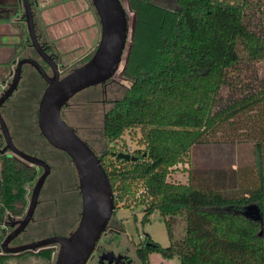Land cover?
I'll list each match as a JSON object with an SVG mask.
<instances>
[{
    "label": "trees",
    "instance_id": "16d2710c",
    "mask_svg": "<svg viewBox=\"0 0 264 264\" xmlns=\"http://www.w3.org/2000/svg\"><path fill=\"white\" fill-rule=\"evenodd\" d=\"M134 1L138 23L125 70L134 81L105 116L106 146L101 154L96 152L112 186L114 214L121 204H135L142 207L145 225L158 213L171 245H158L155 251L177 258L179 264H264L262 172L256 187L232 196L202 185L194 171L187 184L167 181L175 165L188 164L190 169L192 148L219 131L227 139L234 134L257 138L258 164L264 165V81L260 88L256 79L241 83L243 75L264 65V0H175L173 7ZM154 22L161 39L150 44L144 62H137L140 42ZM233 83L240 88L223 102L222 91ZM136 130L144 149L132 152L135 161L117 160L113 153L126 148L119 149L118 141L127 131L137 137ZM227 130L232 133L226 136ZM0 158L1 222L5 215L24 214L38 172L7 154ZM252 204L260 210L259 220L243 214ZM177 216L186 221L178 240L171 226ZM44 251L50 256L51 249Z\"/></svg>",
    "mask_w": 264,
    "mask_h": 264
},
{
    "label": "rangeland",
    "instance_id": "374dc122",
    "mask_svg": "<svg viewBox=\"0 0 264 264\" xmlns=\"http://www.w3.org/2000/svg\"><path fill=\"white\" fill-rule=\"evenodd\" d=\"M129 1L131 3V10H128V0H123V3L128 10L127 14L130 25H132L134 16L136 15V31L138 23V14L135 10L136 5L133 7L132 0ZM136 1H134V3ZM154 1L158 5L164 7L175 6V0ZM38 2L40 4V8L37 7L36 13L37 15L41 16L40 18L43 21L42 25H45L46 28H48L47 32L50 38H52L51 41L55 45V48L59 49L62 60L65 63H68V66H72L74 64L79 65L82 61H85L88 57H91L100 40L101 26L99 18L92 7L90 0H38ZM143 10L144 9H141V11ZM146 17L147 15H144L142 18ZM150 18L151 15L148 19ZM156 27L157 24L155 22L154 24H150L149 27H147L148 29L146 30V33L148 36L145 35L144 41L140 42V53L135 57L137 62H144L148 58V49L150 44L156 41L159 42V39H161L158 37L161 34V31L159 30V33H157ZM27 31L28 30L26 29V32ZM135 31L133 38H129L127 47L130 43H132L133 47ZM122 68L123 63L120 70H122ZM115 79L122 86L120 93L116 95V98L120 99L124 94V90L130 88L132 83L128 80L124 81L118 76H115ZM253 79H256V84H258V88H260L262 82L264 81L263 64H258L255 71H249L247 76L243 75L241 77L242 86ZM35 81V85L34 87H31L30 92V94L33 93L32 97L35 99V101L33 103L29 101L27 105V101L20 99L25 103L27 109H22L17 119L20 133L26 137L30 136L31 145L27 144V141H24L22 136L19 134H16L14 142L20 150L29 154H36L40 158L50 162V164L56 167V170L61 168L63 171L67 169L72 170L73 166L68 155L63 151L48 145L40 134L35 119L36 110H38V101L44 91V83L40 81L38 77L35 78ZM117 82L116 85L118 84ZM24 85L25 83L21 81L22 87L20 88V91H16L14 94L17 99L21 98V92L25 88ZM238 88H240V86H237L235 83L231 84L230 88L226 87L222 91L223 102L224 99H227L231 91ZM83 91L77 93L72 98L73 101L83 99L88 94H91V88H89V90L87 88ZM246 92H248L247 89L242 91L244 94H246ZM97 96L100 100H102L100 93ZM111 98L113 97L111 96ZM221 102L222 100L220 103ZM99 103L104 106L103 110H108L111 107V104L108 102H105L106 105L103 104V101H100ZM92 107L93 105L83 106V108H79V111L77 110V113L75 112V114H72L70 112L67 113V116L64 115V117L72 125L74 124L89 128V132L86 134L88 141L91 143L90 145L95 149V151L101 154L106 146V141L103 136L102 120H99L94 115L88 116L86 113H84L85 111L90 110ZM10 127L13 129V123ZM136 131L137 137L133 136L134 134L132 131H127L122 139L117 143L118 148L120 149V147L125 144L126 147L130 146L133 151L143 150L144 147L138 143V137L140 134L139 130ZM241 132L245 131L243 130ZM223 133V131H219L216 134H207L205 142L197 144L192 148L189 157L191 166L190 169H187L188 167L184 168L183 170L179 169V176L181 179L180 182L182 184H187L189 182L190 174L193 171L195 178H198L197 181L202 185H208L217 188L231 196L246 189L256 187L260 183V172H262L264 177V165L261 166L258 164L260 162V158L256 156V151L254 148L257 138H239L234 134L232 139H227L223 136ZM231 133V130H227L225 135L227 136ZM259 139L260 138H258V140ZM66 178L68 177L65 176V179ZM172 181L174 180L171 179V182ZM51 194L52 191H48L47 193L44 192L43 198H46ZM28 198H30V193ZM133 206L127 207L121 204L117 210V213L114 214L117 219L124 223L126 232L132 236L134 235V237L142 234H149L161 246L165 248L169 247L171 245V240L169 238L166 224L160 215L158 213L154 214L151 217V222L144 225L142 224V207H137L135 204H133ZM171 226L176 240L184 236L186 221L182 216H177L174 218L171 221ZM56 228L53 229L50 227V229L48 228V230H45L42 235L47 236ZM58 230L59 229L55 230L54 232ZM164 264H179V260L177 258L168 259L164 261Z\"/></svg>",
    "mask_w": 264,
    "mask_h": 264
},
{
    "label": "water",
    "instance_id": "95a60500",
    "mask_svg": "<svg viewBox=\"0 0 264 264\" xmlns=\"http://www.w3.org/2000/svg\"><path fill=\"white\" fill-rule=\"evenodd\" d=\"M21 1L24 4V17L32 46L43 52L36 33L31 2ZM91 2L101 25V38L91 58L62 78L59 77L56 63H52L54 74L50 76L37 60L22 58L16 64L12 81L0 95V130L5 142V146L0 148V154L13 156L25 161L27 165L44 168L43 174L32 190L24 218L14 220L12 227L15 229L5 236L0 244L3 253L18 254L53 247L56 249L53 264H86L116 210L112 186L100 158L61 116L62 109L77 93L105 83L116 73L122 76L129 59L132 43L128 47L127 43L129 38H133L136 27V15L132 25L129 23L127 11L132 9L130 1L128 0V10L122 0H91ZM122 63L123 68L120 70ZM25 64L34 66L48 83L38 105V127L48 143L65 152L74 164L82 195V213L77 228L68 236L53 235L19 246H10L11 241L20 236L33 220L42 187L51 171L50 165L45 160L20 150L14 144L9 127L1 113L3 103L20 83ZM113 155L117 160H137L133 154L125 152L113 153ZM243 214L254 220L261 218L260 210L255 204L249 205ZM12 219L13 216L8 214L4 222L5 226H8L7 223Z\"/></svg>",
    "mask_w": 264,
    "mask_h": 264
},
{
    "label": "flooded vegetation",
    "instance_id": "af4514ba",
    "mask_svg": "<svg viewBox=\"0 0 264 264\" xmlns=\"http://www.w3.org/2000/svg\"><path fill=\"white\" fill-rule=\"evenodd\" d=\"M18 2L19 4L22 5L24 11L23 1L18 0ZM30 2L34 14L38 41L41 45V48L43 49V52L38 51L35 47L32 46V42L30 40L29 33L27 31L26 43H25L26 49L24 54L20 56L18 61L22 58H33L41 64V66L50 76H53L54 74L52 63H56L57 71L60 78L72 72L75 68L86 63L91 57L90 58L88 57L89 59L82 61L79 65L74 64L72 66H68V63H65L62 60V57L60 55L61 53H59V49L55 48V45L51 41L52 38H50L47 32L48 28H46L45 25H42L43 21L40 18L41 16L37 15L36 13V9L40 5L38 0H30ZM126 67L127 65L123 70L122 76H119V74L116 73L111 79H109L105 83L89 87L91 88V94H88L83 99H78L77 101H73V99H71L69 103L61 111L62 118L75 130V132L77 133V135H79V137H81L84 141L88 143V145L94 151L95 149L90 145L91 143L88 141L86 135L87 132H89L88 131L89 128L84 126H77L74 124L72 125L71 123L68 122V120L64 117V115L67 116V113L70 112L72 114H75V112L77 113V110L79 111V108H83V106L93 105V107L90 110L85 111L84 113H86L88 116L94 115L99 120H102V124L104 127L105 116L107 115L109 110L114 106L116 101L119 99L116 98V95L120 93L122 87L121 84L117 82V80L115 79V76H118L124 81L128 80L133 84L132 79L127 78L125 76ZM36 77H38V79L44 83V91H45L48 83L46 82L44 77L35 69L34 66L30 64H25L23 66L22 77L17 89L3 103L1 107V113L9 127L13 141L16 138L15 137L16 134H19L20 136H22V139L24 141H27V144L29 145H31L30 143L31 138L30 136L26 137L20 133L19 126L17 124V119L19 114L21 113V110L26 108L25 103L20 99L27 101V105L29 101H31L32 103L34 102V98L32 97L33 93L30 94V92H31V87H34L35 85ZM21 81L25 83L24 85L25 88L21 92V98L17 99V97L14 94L16 91H20V88L22 87ZM116 82L118 83L117 85ZM6 88L4 90H6ZM99 93L100 96L102 97V100H100L97 96ZM111 96L113 98H111ZM100 101H103V104H105V102H108L109 104H111V107L108 110L107 109L103 110L104 106L99 103ZM37 115H38V110H36V119H35L36 122H37ZM12 123H13V129H11L10 127ZM4 146H5V142L3 138L0 148L2 149ZM31 155L37 156L36 154H31ZM20 162L28 167L34 168L38 172V176L33 186L29 188V193H30L29 203H30L32 190L38 178L43 174L44 168L35 165L33 166L27 165L25 161L24 162L20 161ZM46 162L50 165L51 171L49 175L46 177L44 185L42 187L39 196V201L35 209L34 218L28 224L24 232L20 234V237L30 235L33 232H38L42 234L45 230H48V228L50 229V227L53 229L57 227L55 230L57 229L59 230L56 232H54L55 231L54 230L51 233H49L47 236L45 235L41 238H46L53 235L68 236L77 228L80 222L81 213H82V195L79 188V179L75 166L72 163L73 166L72 170L67 169L68 171L67 170L63 171L62 168L56 170V167L50 164V162L48 161ZM65 176H67L68 178L65 179ZM48 191L49 192L52 191V194L50 196H47L46 198H43V193L44 192L47 193ZM27 209L25 210L24 214L18 218H16V216H13L11 214L13 216V219L7 223L9 228L8 234H10L15 229V227L14 228L12 227L14 220H20L24 218ZM8 234H6V236ZM12 242L13 240L11 241L10 246H12L13 244ZM158 245L160 244L157 243L152 238L151 235L142 234V235H138L137 237H134V235L132 236L131 234L126 232V227L124 223L121 220L117 219L116 216L113 214V217L109 221L105 231L102 233L100 239L96 243V246L93 252L91 253L90 257L88 258L86 264H164V261L168 260L169 258L165 257L163 253L159 251H155Z\"/></svg>",
    "mask_w": 264,
    "mask_h": 264
},
{
    "label": "crops",
    "instance_id": "0c3cea01",
    "mask_svg": "<svg viewBox=\"0 0 264 264\" xmlns=\"http://www.w3.org/2000/svg\"><path fill=\"white\" fill-rule=\"evenodd\" d=\"M26 29L27 26L24 19L23 7L19 4L18 0H0V94L11 81L16 63L25 52ZM2 140L3 138L0 130V146ZM1 181L2 162L0 158V183ZM6 216L7 215H5L0 222V234L3 233L0 244L9 232L8 226L4 224ZM16 218H18V216H16ZM41 237H43V235L38 232H33L27 236H18L13 240L12 246H19L32 242ZM47 249H51L50 256L44 251ZM27 252L30 253L6 254L3 253L0 248V264H53L56 256V249H53V247Z\"/></svg>",
    "mask_w": 264,
    "mask_h": 264
},
{
    "label": "built area",
    "instance_id": "2783aa9c",
    "mask_svg": "<svg viewBox=\"0 0 264 264\" xmlns=\"http://www.w3.org/2000/svg\"><path fill=\"white\" fill-rule=\"evenodd\" d=\"M119 142V141H118ZM123 152L125 153H129V154H132L133 152V149L130 147V146H127ZM188 167V164H178V165H175L174 167H172L170 169V172L168 173V176H167V181L171 182V179H173L174 181H172V183H175V184H180L181 182V179H180V176H179V169L183 170L184 168ZM140 195V192L137 194V196ZM149 200V198L147 199V201ZM134 207V206H133Z\"/></svg>",
    "mask_w": 264,
    "mask_h": 264
}]
</instances>
